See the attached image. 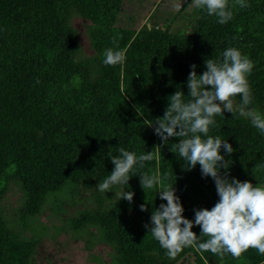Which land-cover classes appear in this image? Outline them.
Returning a JSON list of instances; mask_svg holds the SVG:
<instances>
[{
    "label": "trees",
    "instance_id": "16d2710c",
    "mask_svg": "<svg viewBox=\"0 0 264 264\" xmlns=\"http://www.w3.org/2000/svg\"><path fill=\"white\" fill-rule=\"evenodd\" d=\"M123 1L0 0V200L8 184L17 182L25 197L23 212L35 215L46 196L66 184L90 190L102 182L113 171L110 159L120 156L119 148L139 156L159 147L153 161L136 167L128 187H111L110 194L134 192L131 203L108 194L111 201L106 204L96 191L97 205L70 219L71 228H98L113 250L115 264H178L190 257L197 264H264V255L255 249L221 261L189 247L170 259L149 232L152 212L167 203L159 198L162 188L158 185L145 194L139 177L159 173L163 187L175 188L184 218L193 222L194 210H211L218 202L213 179L203 177L199 165L186 170L179 153L171 151L179 138L164 144L149 123L163 118L168 98L176 91L189 99L192 65L202 75L205 61H222L229 47L253 62L247 77L249 107L264 115V0H245L246 8L229 0L233 18L223 25L206 10L194 8L198 20L192 33L119 27ZM75 16L89 22L86 32L93 55L87 58L80 57L71 24ZM108 48L124 50L125 61L105 65ZM235 100L239 103L241 97ZM223 116L214 117L209 135L234 149L230 156L221 149L232 162L229 180L264 185V133L238 113L234 117L225 111ZM257 165L261 167L254 171ZM145 204L147 211L142 212ZM192 231L201 235L198 226ZM38 244L15 232L0 208V264H34Z\"/></svg>",
    "mask_w": 264,
    "mask_h": 264
},
{
    "label": "clouds",
    "instance_id": "9594fccd",
    "mask_svg": "<svg viewBox=\"0 0 264 264\" xmlns=\"http://www.w3.org/2000/svg\"><path fill=\"white\" fill-rule=\"evenodd\" d=\"M241 8L248 5L245 0H235ZM191 6L206 10L207 15L218 18V23L226 24L233 18L229 9V0H191ZM118 37L113 39L115 43ZM103 63L107 66L121 64L126 59L124 50L108 48L104 52ZM253 62L233 47L222 53V61L207 59L206 71L197 75L196 65L191 66L187 87L189 99L185 100L182 91L178 90L169 99V106L163 118L156 119V123H149L154 127L155 134L164 144L170 138H179V143L171 146V151L183 159L186 170L200 166L203 177H211L215 183L218 202L211 210L199 209L195 211L194 222L184 218V208L175 194L174 187H163L159 173H144L140 177V184L145 194L147 189L161 186L159 198L166 201L160 204L151 215L150 234L166 250L170 259H175L185 248L195 247L201 253L210 252L223 261L226 255L239 259L249 249H255L264 255V185L254 186L251 182H241L238 179L229 180L228 169L231 161H226L221 155L223 148L227 155L234 149L227 141L219 136L209 135L210 126L216 124L214 117L223 116L224 112L237 113L251 121V124L264 133V115L252 104V92L248 82V75L253 70ZM241 101L236 102L235 97ZM224 117V116H223ZM202 136L204 138H202ZM156 147L152 152L137 156L134 152L119 148V157H112L113 171L98 184L97 190L109 193L113 186H127L135 175L138 166L143 168L145 162L153 161ZM257 165L254 171H258ZM221 169L225 171L222 173ZM120 200L133 201L134 192L121 191L115 194ZM142 212L147 206L141 205ZM194 226L201 229L197 237L192 231ZM148 228V226H145ZM202 237H207L201 242Z\"/></svg>",
    "mask_w": 264,
    "mask_h": 264
},
{
    "label": "rangeland",
    "instance_id": "374dc122",
    "mask_svg": "<svg viewBox=\"0 0 264 264\" xmlns=\"http://www.w3.org/2000/svg\"><path fill=\"white\" fill-rule=\"evenodd\" d=\"M191 0H124L116 25L138 30L144 26L166 28L171 33H192L198 15ZM89 22L73 17L71 24L78 35L80 57L93 55L86 26ZM66 184L54 194H48L35 215L26 214L24 194L17 182H10L0 200V208L8 225L25 239L39 241L34 264H115L112 248L103 241L96 227L73 230L70 219L97 205L96 191L106 204L108 194ZM115 193L110 194L115 198ZM208 264H211L207 260ZM178 264H197L187 258Z\"/></svg>",
    "mask_w": 264,
    "mask_h": 264
}]
</instances>
